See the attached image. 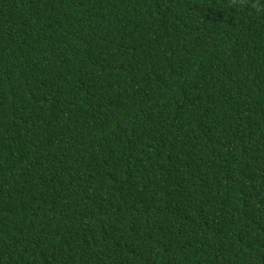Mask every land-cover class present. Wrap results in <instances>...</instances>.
Returning a JSON list of instances; mask_svg holds the SVG:
<instances>
[{"label": "trees", "instance_id": "obj_1", "mask_svg": "<svg viewBox=\"0 0 264 264\" xmlns=\"http://www.w3.org/2000/svg\"><path fill=\"white\" fill-rule=\"evenodd\" d=\"M0 264H264V0H0Z\"/></svg>", "mask_w": 264, "mask_h": 264}]
</instances>
